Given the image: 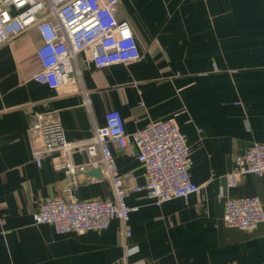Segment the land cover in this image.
I'll use <instances>...</instances> for the list:
<instances>
[{
  "label": "crops",
  "instance_id": "1",
  "mask_svg": "<svg viewBox=\"0 0 264 264\" xmlns=\"http://www.w3.org/2000/svg\"><path fill=\"white\" fill-rule=\"evenodd\" d=\"M116 16L133 29L141 59L98 69L83 52L73 87L34 80L36 30L0 46V264H264V222L242 231L224 221L228 197L257 198L264 211V176L225 189L235 158L264 143V0H121ZM112 110L129 134L177 115L201 193L157 206L145 192H129L136 210L128 238L119 220L82 235L35 225L41 202L68 183L52 155L35 164V115L61 122L68 141L85 142ZM111 149L118 174L144 185L137 148ZM72 162L88 158L73 154ZM98 168L77 174L79 200L113 197L102 168L101 178L88 175Z\"/></svg>",
  "mask_w": 264,
  "mask_h": 264
},
{
  "label": "built area",
  "instance_id": "2",
  "mask_svg": "<svg viewBox=\"0 0 264 264\" xmlns=\"http://www.w3.org/2000/svg\"><path fill=\"white\" fill-rule=\"evenodd\" d=\"M120 3L121 0H0V46L36 30L41 38L37 50L41 69L34 80L53 90L73 87L80 80L74 62L83 52L98 69L141 59L133 29L116 16ZM176 116L129 134L120 112L112 110L106 114L105 125L96 128L90 140L71 142L61 122L36 114L31 127L34 138L40 142L33 154L35 164L41 167L43 159L52 155L54 168L66 173L68 183L62 195L41 202L34 214V224H48L57 234L82 235L105 231L113 220H119L128 238L131 231L127 226L136 210L126 203L129 192H145L157 206L199 195L202 188L191 180L193 161ZM131 144L137 148L138 161L144 168L146 182L142 186H131L130 174L120 175L116 169L111 146L125 150ZM73 154L86 156L88 162L75 165ZM234 162L235 168L225 177L226 190L238 186L245 176H264V143L252 144ZM100 166L112 184L113 197L79 200L76 190L81 183L77 174ZM220 196L225 198L224 189ZM224 212L227 227L242 231L256 230L264 222L262 204L254 197H228Z\"/></svg>",
  "mask_w": 264,
  "mask_h": 264
},
{
  "label": "water",
  "instance_id": "3",
  "mask_svg": "<svg viewBox=\"0 0 264 264\" xmlns=\"http://www.w3.org/2000/svg\"><path fill=\"white\" fill-rule=\"evenodd\" d=\"M88 175L93 176V177H97V178H101L102 177V169L101 168L93 169L89 172Z\"/></svg>",
  "mask_w": 264,
  "mask_h": 264
}]
</instances>
